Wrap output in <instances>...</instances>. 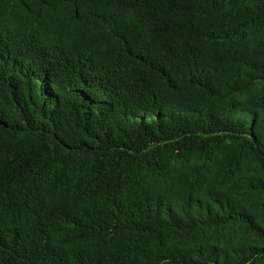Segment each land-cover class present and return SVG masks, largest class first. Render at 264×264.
<instances>
[{"label": "trees", "instance_id": "16d2710c", "mask_svg": "<svg viewBox=\"0 0 264 264\" xmlns=\"http://www.w3.org/2000/svg\"><path fill=\"white\" fill-rule=\"evenodd\" d=\"M0 264H264V0H0Z\"/></svg>", "mask_w": 264, "mask_h": 264}]
</instances>
